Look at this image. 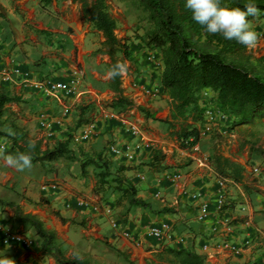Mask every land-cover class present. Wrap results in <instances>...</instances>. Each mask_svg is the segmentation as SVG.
Wrapping results in <instances>:
<instances>
[{
  "label": "crops",
  "instance_id": "crops-1",
  "mask_svg": "<svg viewBox=\"0 0 264 264\" xmlns=\"http://www.w3.org/2000/svg\"><path fill=\"white\" fill-rule=\"evenodd\" d=\"M255 25L261 24L256 22ZM92 31L89 23L82 17L80 6L71 1L53 2L50 7L43 8L40 0H0V71L6 67H18L30 73L31 81L64 82L70 77L72 68L76 66L71 63L73 57L70 58L64 51L71 47V52L75 51V48L78 50L77 64L81 63L82 70L76 67L81 73L83 71L84 79L82 77L79 95L76 97L67 98L60 94L59 100H56L53 97H45L40 91L26 85L21 76H12L7 81L0 77V94L19 98L18 103H12L19 105V112L13 114L28 128L31 136L42 141L43 149L52 147L58 141L69 139L71 126L80 133L83 127L88 125L76 127L78 120L76 107L79 103L86 102V98L94 95L96 98L101 96L114 99V93L108 88L109 79L106 76L102 77L99 71L100 63H107L109 60H101V56L97 55L99 57L96 64H93L96 56L94 54L85 60L86 53H91L95 49L94 46L91 48L87 46ZM257 33L261 35V32ZM51 38L50 42L47 41ZM37 50L41 51L40 56L35 52ZM154 51L159 55L157 50ZM54 52L58 54L52 55ZM159 65L160 67L155 70L147 63H143L139 68L140 77L136 78L135 75L132 83L129 82L131 80L129 77L121 78L122 95L129 97L133 102V109L128 111V116L139 125L148 145L137 150L132 161L110 154L108 146L112 144V140L113 144L118 146L135 140L118 122L107 118L103 121L92 112L90 124H93L94 132L88 147H82L88 153H102L109 160L112 173L123 168L121 174L138 188L139 196L150 205L149 208H128L121 205L117 208L119 218H115L114 209L107 214L103 203L109 202L103 198L104 193L98 195L92 193L95 179L93 178L89 187L88 184L80 185L79 181H85L86 177L80 175L79 163L66 160H59L64 163V172L57 173L55 167L52 172L38 168V174L34 179L22 177L23 171L6 166L4 160L0 158L1 187L6 188L10 185L14 186L18 193L25 192V196L31 199L32 204H38L37 198H45L47 208L58 215L61 221L63 220L64 229L68 234L73 226H77L81 232L86 233L88 243L90 240H103L117 253H122L125 259L136 260V264H166L156 258L164 247L189 249L204 256L205 264H264V172L258 177L255 174L257 180L251 182L246 160L218 153L214 151V146L210 142L202 140L192 149L193 153L188 155L185 164H172L169 161L166 152L174 145L168 141L172 135L164 121L170 120L171 112L169 99L161 88L160 76L163 69L161 61ZM133 84H136V87H133ZM141 105L155 119L145 118L137 110V107H142ZM64 107L69 109L66 116L62 115ZM34 110H39L36 116L32 114ZM40 112H46L50 116L52 123L50 136L38 122ZM260 122L264 123V120ZM258 123L230 128V132L253 127ZM228 125L230 126V123ZM109 140L111 143L106 146V141ZM242 143L248 144L245 140ZM260 144L261 141H257L251 147H261ZM8 146L9 143L5 140L0 144V151L4 153ZM261 148L264 150V146ZM154 150H161L166 155V164L169 168L164 172H152L147 166ZM74 154L78 155V150L74 151ZM217 155H222L244 167L242 183L225 179L223 180L225 186L220 191L218 181L221 179L215 172L213 162L214 156ZM175 174L181 176L177 181L171 179ZM71 175L77 181H73ZM50 177L57 178L58 182H55L58 185L57 190L43 189L51 183L48 182L52 180ZM221 192L232 207L218 213L217 198ZM194 193L201 194V201H205L209 206V217L204 221L198 220L197 217L198 201L190 198ZM79 196L87 198L83 207L77 205V199L81 198ZM17 204L21 206L22 202ZM35 207L36 209L34 205H27L22 209L43 220L38 206ZM120 211L123 212L120 214ZM225 219L236 220V224L231 225L228 231L223 222ZM112 220L117 222L118 229H112ZM160 222L170 224L173 231L171 240L158 241L147 235L148 227ZM51 229L57 231L55 227ZM121 229L128 231L130 234L128 239L120 234ZM39 245L38 240V247L35 248L38 254H35L31 250L22 253L24 249H20L19 246L5 247L0 242V255H6L20 263L27 257L25 260L27 264H33L32 261L38 264V259L46 264H54L52 259L40 255ZM70 245L74 247L76 244L70 242ZM231 247L239 248V252H234ZM74 253H78L81 258H88L87 254L84 256L76 247Z\"/></svg>",
  "mask_w": 264,
  "mask_h": 264
},
{
  "label": "trees",
  "instance_id": "trees-1",
  "mask_svg": "<svg viewBox=\"0 0 264 264\" xmlns=\"http://www.w3.org/2000/svg\"><path fill=\"white\" fill-rule=\"evenodd\" d=\"M71 1L80 6L82 17L92 30L101 34L100 48L94 55L108 57V69L116 63V56L122 53L130 57L127 46L117 38V22L109 12L107 0H40L43 8L53 2ZM131 7L146 15L147 30L141 36L147 48L157 50L163 69L160 76L161 88L169 99L170 120L164 121L175 136L182 150L191 152L202 136L204 108L199 104L201 93L208 90L214 94V105L228 117L230 128L252 126L264 120V58L252 60L247 48L235 40H226L220 34L207 33L203 26L196 23L191 12L185 8V0H125ZM249 0H221L227 7L243 8ZM261 9L258 17H249L250 22L264 19V0H251ZM108 88L114 93L113 108H132L133 104L122 95L121 77L109 79ZM17 97L0 94V138L8 141L4 154L15 155L29 151V141H35L32 150V166L37 165L45 172L54 170L53 164L59 160L78 162L80 175L86 177L88 167L99 172L95 174V194L104 193L114 183L113 191L118 193L116 206L128 208H149L140 196L138 188L121 172L112 173L110 162L102 153H88L82 148L78 155L69 148L70 139L56 142L52 147L43 149L42 141L30 135L28 128L10 112L8 105L18 103ZM76 127L90 124L93 104H79ZM145 118L155 119L143 107H137ZM10 131L12 134H10ZM264 160L261 147L250 149ZM215 172L221 180L242 183L244 167L222 155L213 158ZM152 172H164L169 166L166 155L154 150L147 164ZM12 211L11 220L19 228H29L40 241L39 253L50 258L54 264H100L88 258L76 259L67 255L61 247L55 230L46 227L37 215L26 213L13 201L0 199V208ZM231 203L224 200L218 213L231 209ZM63 221V220H62ZM229 220L228 225H235ZM0 258H3L0 255ZM156 258L166 264H205V257L185 248L164 247ZM15 264H24L15 262Z\"/></svg>",
  "mask_w": 264,
  "mask_h": 264
},
{
  "label": "rangeland",
  "instance_id": "rangeland-1",
  "mask_svg": "<svg viewBox=\"0 0 264 264\" xmlns=\"http://www.w3.org/2000/svg\"><path fill=\"white\" fill-rule=\"evenodd\" d=\"M17 1H20V0H17ZM107 4L109 6L110 14L117 22V29H116L117 38L121 41V43L125 44L130 51V57H126L122 53H119L116 56V60L123 59L129 63L130 68H129L128 75L126 77L131 78L129 82L132 83V80L134 79L135 75H136V78L140 77L141 73L139 72V68L143 63H147L149 66H151V68L155 70L158 69V67H160L159 56H158V53H156L154 50L147 48L146 45L141 40V36L144 34V32L148 28L145 14L139 10L133 9L130 3L125 0H107ZM256 22H258L261 25H255ZM251 23L254 27V30H256L257 32L258 31L261 32L260 41L257 47L251 50L247 49L248 54H250L252 57V60L255 61L256 59L264 58V19H261V21L258 20V21L251 22ZM49 40L51 41L52 38L47 39V41ZM102 40L103 39H102L101 34L92 31L89 36L87 46L88 48H91L92 46H94L95 48L94 51H95L98 48H100V43L102 42ZM55 42L59 43L56 40ZM58 49H56L57 52H59ZM71 50H72V47L64 52L67 53V55H69L70 58L73 57V61L71 60L72 65H76L81 69V63L77 64V58H78L77 48H75V51L73 52H71ZM94 51H92L91 53L87 52L85 55V60L93 56ZM35 52L38 54V56L41 55L40 53L41 51L39 52L37 50ZM57 54L58 53L56 52L52 53V55H55V56ZM151 55L154 56L153 62H150L148 61V59H146ZM42 56L45 57V55H42ZM100 56H101L100 57L101 60H104V61L108 60L106 56L104 55H100ZM97 57L99 56L96 55L94 57L93 64H96ZM108 63L109 62L107 63L101 62L99 65L100 66L99 71L101 72L102 77L106 76V73L108 70ZM154 94L160 97V95L157 92H154ZM151 95H153V93ZM125 97L130 102H132L129 97L127 96ZM91 98H86L85 99L86 102L84 103L93 104L94 109L92 112H94L98 117L100 116V119L104 121L106 119V117L104 116L105 115L104 113L109 110L114 109L113 99H111L110 97H101V96H98V98H96L94 95H92ZM213 99H214V94L212 92H208V95L205 97V99H201L199 104L201 106L211 104L214 101ZM8 107L11 112H19L18 110L19 105L11 104ZM142 107L145 108L144 106ZM132 109L133 108H130L129 110L131 111ZM38 112L39 110H34L32 114L36 116ZM135 112H137V110H135ZM126 115H129V113L126 112ZM228 124H229V121L217 123V125L214 127L212 132L209 135L203 137L202 141L210 142L214 146V151H217L218 153L228 154L231 157L246 160V167H248V171L250 172L249 178L252 179V180L250 179L251 182H254L257 180L258 176H261V172H264V160L255 154H251L250 149H251V146L257 141H261V144H260L261 147L264 146V123L260 122L256 126H253V127L241 128L239 129V131L234 130L233 133L230 132V126ZM70 128L71 130H70L69 139L71 140V143H70L71 150L77 151L79 148H82V147L87 148L90 143V140L88 143L81 142L78 139L79 133L77 132V130L73 129L74 128L73 126H71ZM244 140L248 144L242 143V141ZM168 141L169 143L171 142L174 145V147H171V149L166 148L167 149L166 155L169 158V161L172 164L173 163H177V164L184 163L185 164L187 162L186 160H188L189 158L188 155H192L193 152L182 150L179 147V142L177 141L175 136H172V138L168 139ZM4 142L5 140L0 138V144ZM110 143H111V140L106 141V146H108ZM113 143L114 142L112 140V144ZM63 165H64L63 161H59V163H57V165L54 166L56 168L57 173L64 172ZM38 168L40 167L39 166L31 167L30 169H28V171H23L21 175L22 177L27 176V178L31 177L35 179L36 175L38 174V171H37ZM97 172L99 171L95 167L93 166L88 167V174L86 176V179L85 181L80 180L79 181L81 182L80 185L88 184L87 187H89L90 183L92 184L93 178L95 179V182H96L95 174ZM255 174L257 177H255ZM56 177L58 178V176ZM56 177H50L52 180H48V182H51V183L58 182ZM70 178L73 179V181H77L76 178H74L72 175L70 176ZM113 186H115V184L111 183L110 188L107 189L102 196L103 198H105V201L109 202V203L106 202L103 204H105V207L109 206L111 209H114L113 211L116 212L114 216L117 219L119 218V216L117 215V208L119 206H116L115 202L118 197V193L113 191ZM94 187H95V184H94ZM1 188L2 187L0 185V198L3 200H8V201L13 200L16 203L22 202L21 207L23 209H25L27 205L28 206L34 205L35 209H36L35 206H38L39 210L42 213V217L44 218L43 221L46 227L49 229H51V227L57 228L56 232H57L58 240L61 244V247L63 248V250H65L67 255H73L74 247H76L81 252H83L84 256L87 254L88 259L96 261L100 264H136V260L131 261V260L125 259L126 257L122 253H117L112 248V246H110L103 240L101 241L90 240L91 242L88 243L86 233L81 232V229L78 228L77 226H73L71 228V231L68 234V232L64 229V223H62L58 215L53 214V211L51 212L47 208L46 201H44L46 200L45 198H42V199L37 198L38 204H32L31 199L25 196V192H22V193L16 192L14 190V186L10 187V185H7L6 188L5 187L2 189ZM93 192H94V188L92 190V193ZM79 197L83 198L84 200H87L86 197H82V196H79ZM121 212L123 211H120V214ZM11 215H12V211L9 208L7 207L0 208V221H2L4 224L10 227L12 230L16 232L24 233L32 237L33 241L34 240L35 241L33 243V247L30 250L32 252H35V254H38L37 253L38 251L35 249L38 247V240L34 238L35 236H34L33 231L27 227L19 228L16 224L12 222ZM70 242H74L76 245L74 247H71ZM20 249L22 248L20 247ZM30 250H27V251H30ZM27 251L23 250L22 253H25ZM5 256H3V258ZM26 259L27 257L22 259V263L27 264V261H25ZM38 262L40 264H46V263L41 262V259H38ZM32 263L36 264L34 261H32Z\"/></svg>",
  "mask_w": 264,
  "mask_h": 264
},
{
  "label": "built area",
  "instance_id": "built-area-1",
  "mask_svg": "<svg viewBox=\"0 0 264 264\" xmlns=\"http://www.w3.org/2000/svg\"><path fill=\"white\" fill-rule=\"evenodd\" d=\"M148 61L153 62L154 56L151 55L148 58ZM12 76H21L25 80V84L33 87L35 90L40 91L45 97H53L56 100H59L60 94L63 96L68 97H76L79 95V88L82 83V73L80 72L79 68L74 66L70 72V77L67 81L64 82H55V83H47L44 81H31L30 80V73L28 71H23L18 67H6L0 71V77L2 80L7 81ZM133 87H136V84H133ZM208 90H204L201 93V99H205L208 95ZM204 108L203 112V124L201 127V136L202 138L209 135L214 127L219 122H226L228 121V117L224 115L216 106L214 102L211 104H207L202 106ZM133 108V107H132ZM130 108H115L113 110H109L105 112V117L108 120H112L118 122L123 129L132 136L135 140L134 142H127L122 146H118L116 144H111L108 147V152L114 156L123 157L128 161H132L134 159V155L137 150H139L142 146L148 145L146 140L143 137L142 130L139 125L130 119L126 112L130 111ZM69 109L64 107L62 109V115L66 116L68 114ZM53 120V118H51ZM38 122L41 127H43L48 136L51 135V127L52 123L50 122V116L46 112H40L38 115ZM94 132L93 124H88L83 127L78 135V139L81 142H88ZM256 171V169H255ZM181 178L180 174H175L171 178L174 181H177ZM218 185L220 187V191L225 186L223 180L218 181ZM50 188L52 190H57L58 185L56 183H50L45 186L43 189ZM191 199L194 201H198V220L204 221L209 217V206L205 201H201V194L194 193L190 196ZM224 194L221 192L217 198V209H219L224 203ZM77 205L83 207L86 205V201L82 198L77 199ZM105 211L107 214L112 212L109 206L105 207ZM229 220H224V225L226 227V231L230 229V225H228ZM112 229H118V224L115 220L111 221ZM215 230V229H214ZM120 234L124 238H129L130 234L127 230L120 231ZM147 235L151 238H154L158 241H169L173 237V231L167 222H160L156 225H150L147 229ZM0 242L5 247L10 246H19L24 250H30L33 247V239L32 237L16 232L0 221ZM231 249L235 252H239V248L231 247ZM40 264V263H38Z\"/></svg>",
  "mask_w": 264,
  "mask_h": 264
},
{
  "label": "clouds",
  "instance_id": "clouds-1",
  "mask_svg": "<svg viewBox=\"0 0 264 264\" xmlns=\"http://www.w3.org/2000/svg\"><path fill=\"white\" fill-rule=\"evenodd\" d=\"M185 8L191 12L192 19L203 26L210 34H220L226 40H235L251 50L255 49L260 41V35L254 30L249 17H258L261 9L249 0L243 8L227 7L221 0H185ZM130 65L126 60H117L107 70L106 77L114 80L116 77H126ZM10 134L11 131H10ZM29 151L18 152L15 155H5L0 151V158L6 166L24 171L32 167V150L35 149V141H29ZM74 258L81 259L78 253H73ZM0 264H15L14 259L0 258Z\"/></svg>",
  "mask_w": 264,
  "mask_h": 264
}]
</instances>
